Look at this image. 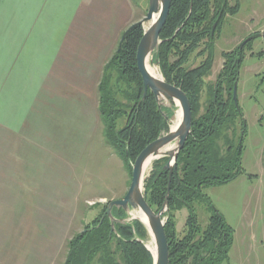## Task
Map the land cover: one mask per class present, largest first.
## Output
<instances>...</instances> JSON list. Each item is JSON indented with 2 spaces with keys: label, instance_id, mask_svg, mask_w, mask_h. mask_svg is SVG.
Here are the masks:
<instances>
[{
  "label": "trees",
  "instance_id": "obj_1",
  "mask_svg": "<svg viewBox=\"0 0 264 264\" xmlns=\"http://www.w3.org/2000/svg\"><path fill=\"white\" fill-rule=\"evenodd\" d=\"M238 9L239 0H172L160 33L161 44L153 57L164 81L186 94L192 110L191 134L178 155L176 173L170 178L169 209L163 216L169 264H218L232 242L233 231L219 214L210 216L202 228L193 203L199 199L209 202L201 193L204 186L224 185L243 174L241 154L246 126L232 92L245 48L222 52V67L215 81H206L213 66L215 39L225 17ZM143 32L142 26H136L126 34L121 47L105 64L98 85L104 139L130 178L137 156L168 132L165 118L171 120L173 116L171 109H163L166 115L162 116L150 91L141 100L143 84L136 51ZM195 58H200L197 65L192 64ZM203 93L205 99L201 102ZM167 161L154 162L150 176L144 179V199L154 212L165 200L169 171L163 166ZM107 205L101 206L83 232L68 241L64 264H153L144 243L149 239L146 228L136 220L116 222L112 227L105 215ZM182 209H186L187 216L183 235L179 236L176 213ZM113 216L122 220L125 213L114 209Z\"/></svg>",
  "mask_w": 264,
  "mask_h": 264
},
{
  "label": "rangeland",
  "instance_id": "obj_2",
  "mask_svg": "<svg viewBox=\"0 0 264 264\" xmlns=\"http://www.w3.org/2000/svg\"><path fill=\"white\" fill-rule=\"evenodd\" d=\"M99 1L101 4L99 10L95 12L96 18L100 24L107 26L104 30L107 33L108 30L115 28L116 23L119 24L125 15L122 11L123 15L117 16V9L115 4L112 5V0H92V3L95 6ZM148 1L131 0L134 7L138 8L137 13L142 14L135 23L145 16ZM104 15L106 21L102 20ZM144 28L145 26H142L143 31ZM127 29H123L122 32ZM258 33H264V0H239L237 13L226 16L219 36L215 39L213 66L206 81L208 83L215 81L222 67V52H231L239 48L245 39ZM248 44L244 49L236 91L237 107L246 126L241 154L243 174L224 185L204 186L201 193L207 196L209 202L199 199L193 203L194 214L202 228L208 224L210 216L219 214L233 231L227 255L218 264H264V216L259 217L257 248L255 240L250 239L251 233H254L257 227L255 221L252 228L249 226V221L255 219L253 192L257 189L264 192V38H256ZM115 52L117 49H114L113 54ZM199 61L200 58H195L192 64L197 65ZM153 67L162 76L158 67L156 65ZM75 84L81 83L63 81L46 83L45 89L54 88L56 98L60 97L59 112L62 111V107L63 111L66 107L69 108L71 102L63 100V95L65 91L68 93V90H74L72 86ZM204 93L201 102L205 99ZM63 119V114H52L49 121L60 122ZM43 120L48 121V118ZM174 120L175 117L172 116L168 130ZM102 128L103 125L96 121L93 129H89V137L90 140L94 139L93 147L96 151L100 147L96 145L95 140L99 138ZM166 133L163 132L161 135ZM89 146L90 144L87 149ZM74 149L73 161L69 162L66 168L57 171L56 180L59 186L56 187L55 193L40 194L47 193L42 190L36 194L8 193L4 192L0 184V264H64L68 253V241L83 232L85 225L90 224L99 214L101 206L122 199L127 192L131 178L122 162L116 165L111 161L107 162L104 156L100 159V156H97L98 161L91 162V165H82L85 170L79 172L70 168L79 164L74 160L79 155L74 153ZM58 163L63 164L60 161ZM65 171L69 173L65 175L67 173ZM151 171L152 165L145 171L144 179L150 176ZM35 173L34 179L38 181L48 179L47 170ZM70 175L73 177H68ZM63 178L67 180L65 184L62 183ZM259 208L264 211V200ZM135 215L136 213L131 211L128 213V219H134ZM186 216V209L176 213L179 236L183 235ZM144 243L146 247L153 244L150 236Z\"/></svg>",
  "mask_w": 264,
  "mask_h": 264
},
{
  "label": "crops",
  "instance_id": "obj_3",
  "mask_svg": "<svg viewBox=\"0 0 264 264\" xmlns=\"http://www.w3.org/2000/svg\"><path fill=\"white\" fill-rule=\"evenodd\" d=\"M112 2L117 16L124 13L125 17L105 33L107 26L98 22L95 13L101 1L94 6L92 0H0V184L4 192L55 193L57 171L73 161V148L79 164L70 168L76 171L98 161L97 156L120 165V158L104 139L103 128L95 140L98 151L89 137L96 121L102 124L98 85L104 66L117 49L123 29L142 15L131 0ZM102 20L106 21L105 15ZM50 81L81 83L64 92L63 100L71 102L64 111L63 107L58 111L61 100L55 89H45ZM52 114H63L64 119L50 122ZM46 170V181L34 179L35 171ZM253 194L255 219L249 226L255 221L250 239L257 248L264 192L257 189Z\"/></svg>",
  "mask_w": 264,
  "mask_h": 264
},
{
  "label": "water",
  "instance_id": "obj_4",
  "mask_svg": "<svg viewBox=\"0 0 264 264\" xmlns=\"http://www.w3.org/2000/svg\"><path fill=\"white\" fill-rule=\"evenodd\" d=\"M172 0H149L148 7L145 12V16L131 25L122 35L119 48L121 47L126 34L136 26H145L150 23L148 27L144 28L143 36L139 41L136 51V66L142 79L143 94L142 99L150 91L154 96L158 109L161 111L162 116L165 117L166 111L163 109H171L173 116L179 109L181 117L179 123L175 128L169 127L166 134L161 135L158 139L147 145L137 156L135 162L131 166V181L127 192L122 199L114 200L108 203L105 215L109 217L111 226L114 223H129L134 220L139 221L147 230L148 235L152 239L155 247L154 253L149 250L153 258V264H169V247L164 230L165 217L168 212V195L170 192V178L171 174L176 173L177 158L180 151L183 149L185 142L191 134L192 123V110L191 104L186 94L176 86L168 84L164 81L163 77H153L147 70V63L151 66L156 65L157 61L153 60L154 55L158 52L159 45L161 44L160 33L165 25L166 19L169 14ZM256 38H264L263 34H255L245 39L240 45L239 49H242L246 44ZM236 91L237 82L233 85L232 100L236 103ZM168 123L170 120L165 118ZM243 134H241L242 137ZM172 149H167L170 148ZM167 159L168 161L163 166V170L169 171V183L167 186L165 200L161 209L158 212H154L144 199L143 183L145 169V163L151 160V165L154 162ZM122 210L125 213V217L122 220H117L113 216V210ZM134 211L135 213L141 212L146 219V223L141 221L138 217L129 220L128 213Z\"/></svg>",
  "mask_w": 264,
  "mask_h": 264
},
{
  "label": "bare ground",
  "instance_id": "obj_5",
  "mask_svg": "<svg viewBox=\"0 0 264 264\" xmlns=\"http://www.w3.org/2000/svg\"><path fill=\"white\" fill-rule=\"evenodd\" d=\"M150 23H147V24H145V27H148V25H149ZM147 70H148V72L153 76V77H156V78H161V76L157 73V71H156V69L153 67V66H151L149 63H147ZM175 120H174V123L172 124V128H175L176 127V125L179 123V121H180V117H181V112H180V110L178 109L176 112H175ZM172 147L173 146H171L170 148H167V149H172ZM151 160H148L146 163H145V169L147 168L148 169V167L149 166H151V162H150ZM136 217H138L141 221H143L144 223H146V219H145V217L143 216V214L141 213V212H137L136 213ZM134 218V217H133ZM148 248H149V250L151 251V252H153L154 253V251H155V247H154V245L152 244V245H149L148 246Z\"/></svg>",
  "mask_w": 264,
  "mask_h": 264
},
{
  "label": "flooded vegetation",
  "instance_id": "obj_6",
  "mask_svg": "<svg viewBox=\"0 0 264 264\" xmlns=\"http://www.w3.org/2000/svg\"><path fill=\"white\" fill-rule=\"evenodd\" d=\"M233 3V2H232ZM228 16V15H227ZM226 18V17H225ZM215 28H216V25H214V27H213V32H212V35H211V37H213L214 36V30H215ZM247 45V44H246ZM245 45V46H246ZM245 46L243 47V48H245ZM242 48V49H243ZM242 49H239V50H242ZM240 67H241V65H240ZM239 70H240V68H239ZM239 77V76H238ZM238 81V80H237ZM234 85V84H233ZM174 86V85H173ZM171 176H172V174H171ZM117 220H120V219H117ZM146 247V246H145ZM146 249H147V247H146ZM148 250V249H147Z\"/></svg>",
  "mask_w": 264,
  "mask_h": 264
}]
</instances>
